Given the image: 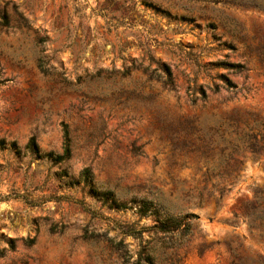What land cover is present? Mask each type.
Segmentation results:
<instances>
[{"label":"rangeland","instance_id":"rangeland-1","mask_svg":"<svg viewBox=\"0 0 264 264\" xmlns=\"http://www.w3.org/2000/svg\"><path fill=\"white\" fill-rule=\"evenodd\" d=\"M3 9L10 27H0V264H123L120 239L130 261L150 246L155 264H264V220L250 210L264 198V155L241 149L225 169L218 152L206 158L185 146L198 145L196 135L214 145H262L264 63L228 33L237 23L247 44L264 45V0H0ZM225 54L247 70L218 68ZM40 58L63 75L42 73ZM151 58L169 66L172 89L145 69ZM221 73L239 91L206 89V100L191 105L193 83ZM187 118H197L198 131ZM62 123L69 160L25 152L33 138L41 152L60 154ZM84 167L121 199L152 197L196 217L164 242L153 230L124 234L119 222L150 226L154 216L140 217L135 205L115 210L81 183L65 184L63 171L76 177Z\"/></svg>","mask_w":264,"mask_h":264},{"label":"trees","instance_id":"trees-1","mask_svg":"<svg viewBox=\"0 0 264 264\" xmlns=\"http://www.w3.org/2000/svg\"><path fill=\"white\" fill-rule=\"evenodd\" d=\"M249 5L261 7L259 3H249ZM0 27H10V20L6 9L0 11ZM22 27L27 29L29 28V25L26 23L25 19H23ZM228 34L233 41H238L243 44V54L251 55L253 52H257L260 61L264 63V45H259L253 48L250 44H247L245 42V36L243 34L242 28L239 24L234 23L232 31ZM41 41H43V39H41ZM232 42L228 43L226 46L228 47V49L233 51L235 50V45ZM226 58L227 54L224 55L223 59L218 60L219 65L217 66L218 68L224 69L226 73L239 74L244 73L247 70L244 64L228 62L226 61ZM38 68L44 74H51L50 72L51 70H53L58 72L60 75H63V72L61 70L56 69L54 66L50 65L48 61L43 60L42 58L39 59ZM145 69L150 71L152 77L161 80L165 86L171 89L174 87L172 73L166 63H159L158 60L151 58L149 65ZM215 79L216 81H212L211 83L206 84H200L198 86L193 83V86L191 89H189L190 92L188 93L191 105H194L197 100H200L201 102H204L206 100V89L210 90L213 93L218 92L221 88L234 94L239 91L237 84L233 83L229 79L227 74L221 73L217 75ZM187 121L194 133L195 131H198L197 118H187ZM236 124L237 121H235V125ZM61 126L63 142L62 152L60 154H54L53 152H41L36 141L33 138H31L24 147L25 152L35 155L38 158L50 159L55 164H61L69 160L72 153L69 129L67 124L65 123H62ZM250 129H253V127ZM253 139H255V135L253 136ZM196 141L198 145L185 146L190 150L202 149V153L205 154L206 158L209 155L218 152L219 158L221 159L222 163L225 164V169H229V162H231L232 160L235 161L236 154L239 153L241 149L249 151L252 155H258L261 153L264 155V134L261 135L262 145H258L255 141L251 142L249 145H214L215 142L213 139H206L201 135H196ZM189 143L194 144V141L192 139H189ZM0 145H4V140H0ZM8 145L10 148L16 149V144L14 141L9 142ZM16 150L18 153L19 150ZM133 153L139 155V149L134 148ZM62 178L65 180L64 182L67 185L81 183L84 187H87L92 193L99 197L103 201V203H106L110 208L121 210L130 208L132 205H135L136 212L140 217L145 215L154 216L155 222L150 226H138L135 224V222H119L118 225L121 229V232L127 235H131L132 237H142L144 231L153 230L154 233H159L162 235V237H160V240L164 242L163 238L177 230L181 226V224H183V230H187L189 228L188 219L196 217L192 213L175 214L158 199L152 197L132 196L129 199H121L111 190L102 188V186H98L94 175L88 167H84L76 177L70 176L65 171H63ZM217 189L219 196H221L222 192L225 189V186H220ZM209 195L210 193H208V196ZM83 207L85 210L92 212L88 207H85L84 205ZM250 210L252 213H254L256 219L264 220V198L257 199L251 205ZM115 248L119 252L123 264H155L156 258L154 255V249L150 246L139 250L136 258L132 261H130V253L127 248V243H125L123 239H120L115 243Z\"/></svg>","mask_w":264,"mask_h":264},{"label":"water","instance_id":"water-1","mask_svg":"<svg viewBox=\"0 0 264 264\" xmlns=\"http://www.w3.org/2000/svg\"><path fill=\"white\" fill-rule=\"evenodd\" d=\"M246 17L252 20H256L258 22L261 21V17H259L256 13L246 14Z\"/></svg>","mask_w":264,"mask_h":264}]
</instances>
